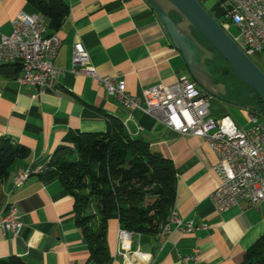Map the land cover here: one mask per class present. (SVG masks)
<instances>
[{"label":"crops","instance_id":"0c3cea01","mask_svg":"<svg viewBox=\"0 0 264 264\" xmlns=\"http://www.w3.org/2000/svg\"><path fill=\"white\" fill-rule=\"evenodd\" d=\"M65 1L68 14L61 25L52 31L45 27V36L54 33L61 39L55 64L64 73L54 90L33 98L36 88L15 80L18 65L0 64V137L28 149V155L17 159L0 183V221L4 206L13 203L23 223L17 236L0 227V257L17 256L27 264H86L89 251L75 222L73 197L46 163L59 146H72L70 137L105 131L108 119L114 117L130 137L144 139L152 150L172 161L176 174L172 211L191 220L196 228L183 233L169 222L167 234H133L130 241L119 245L118 221L111 218L106 264H241L247 249L264 235V201L257 206L240 201L218 213L210 200L218 183L213 169L217 157L202 138L181 134L140 108L125 107L95 79L71 71L73 44L80 41L95 71L121 76L132 96L183 75L191 78L155 11L146 0ZM213 8L221 14L220 2L215 0L208 11ZM19 11L37 10L28 0H0V38L10 33L11 21ZM209 101L213 117L227 114L239 126L250 125V108L247 112L238 109L246 118L245 126L225 98L210 96ZM38 167L21 185L13 184L18 168ZM121 251L127 252L125 257Z\"/></svg>","mask_w":264,"mask_h":264},{"label":"built area","instance_id":"2783aa9c","mask_svg":"<svg viewBox=\"0 0 264 264\" xmlns=\"http://www.w3.org/2000/svg\"><path fill=\"white\" fill-rule=\"evenodd\" d=\"M223 20L217 22L227 33L230 22L236 27L233 41L249 57L264 53V0H223ZM45 17L36 11H19L11 21V31L0 38V64H17L19 73L15 80L20 85L36 88L37 95L54 90L64 69L55 64L61 39L54 33L45 36ZM229 34V33H228ZM71 71L95 79L109 94L127 108H140L160 118L169 128L202 138L215 153L213 167L218 183L210 194L214 209L220 213L231 206L246 201L257 206L264 201V114L249 113L248 127L239 126L230 115L213 117L210 96L197 83L183 75L170 84H154L144 88L140 96L125 90L121 76L100 75L92 67L89 53L80 41L73 44ZM143 104V105H142ZM38 168H18L13 184L26 181ZM173 226L183 233L192 232L191 220L185 221L174 214ZM0 227L12 235H19L23 223L13 203L4 206ZM200 227L207 228V224ZM171 227L160 225L156 236L170 232ZM133 233L118 229L119 245L131 240ZM196 251V250H195ZM127 252H119L126 256Z\"/></svg>","mask_w":264,"mask_h":264},{"label":"trees","instance_id":"16d2710c","mask_svg":"<svg viewBox=\"0 0 264 264\" xmlns=\"http://www.w3.org/2000/svg\"><path fill=\"white\" fill-rule=\"evenodd\" d=\"M28 1L43 13L45 27L50 31L57 29L68 14L65 0ZM171 16L179 20L175 12ZM192 31L215 57L218 52L211 44L199 32ZM258 102L250 112L264 114V102L257 97ZM69 142L72 146H59L46 165L73 197L75 222L89 251L86 264L109 261L106 235L111 218L117 219L119 228L137 235L156 236L160 225L168 224L176 197L175 167L169 158L152 150L144 139L130 137L114 117L108 119L105 131L79 132ZM27 155L24 145L0 137V183L16 160ZM249 261L264 264V235L247 249L241 264ZM0 264L27 263L10 256L0 257Z\"/></svg>","mask_w":264,"mask_h":264},{"label":"water","instance_id":"95a60500","mask_svg":"<svg viewBox=\"0 0 264 264\" xmlns=\"http://www.w3.org/2000/svg\"><path fill=\"white\" fill-rule=\"evenodd\" d=\"M146 1L155 11L172 44L181 53L190 77L198 86L210 96L221 99L224 85L216 84L214 80L232 72L238 80L249 87L252 99L259 97L264 102V73L199 0ZM171 12H175L179 20L173 19ZM192 29L199 32L229 66H221L218 74H212L208 69L207 61L213 60L214 52L201 43ZM248 264H251V261Z\"/></svg>","mask_w":264,"mask_h":264},{"label":"rangeland","instance_id":"374dc122","mask_svg":"<svg viewBox=\"0 0 264 264\" xmlns=\"http://www.w3.org/2000/svg\"><path fill=\"white\" fill-rule=\"evenodd\" d=\"M201 2H202V5L208 10L209 7L214 4L215 0H201ZM209 13L217 22H220L223 20V17L221 16V14L217 15L215 13V8L209 11ZM228 33L229 35L236 34V27L234 26V23L232 22H230V29ZM250 58L264 73V53L256 52ZM207 64L209 66V69L214 72H218L221 66H229L227 61L224 58H222L218 53H216L214 59L211 60L210 62H207ZM226 78H229L228 92L225 94L224 98L225 100L229 102L230 106L234 108L235 115L238 117V119L243 123V125L246 126L247 125L246 118L243 114L239 113L238 109L244 110L245 112H247V109H249L247 107L252 106V105L256 106L257 101H255L254 99L250 97V94H249L250 89L246 84L234 78L230 73L226 75L225 80ZM252 109L253 107L250 108V110Z\"/></svg>","mask_w":264,"mask_h":264},{"label":"flooded vegetation","instance_id":"af4514ba","mask_svg":"<svg viewBox=\"0 0 264 264\" xmlns=\"http://www.w3.org/2000/svg\"><path fill=\"white\" fill-rule=\"evenodd\" d=\"M207 62H210V61H207ZM207 66H208V64H207ZM221 68V67H220ZM208 69H209V66H208ZM210 70V69H209ZM220 70V69H219ZM219 70H218V72H214V71H212V70H210V72L212 73V74H218L219 73ZM225 77L226 76H224V78L223 77H221V76H219L217 79H215L214 80V83H216V84H223L224 85V93H223V95H222V98H224V96H225V94H226V92H227V90H228V82L225 80ZM255 101H257V97L254 99ZM260 103H257V105H259ZM256 105V106H257ZM252 107H255V105H252Z\"/></svg>","mask_w":264,"mask_h":264},{"label":"bare ground","instance_id":"6f19581e","mask_svg":"<svg viewBox=\"0 0 264 264\" xmlns=\"http://www.w3.org/2000/svg\"><path fill=\"white\" fill-rule=\"evenodd\" d=\"M259 21L260 22H264V14H259ZM207 93V92H206ZM207 95L208 96H210L208 93H207ZM16 173H17V171H16ZM24 181H21L19 184H15V186H19V185H21L22 183H23ZM174 212L172 211L171 212V215H170V217H169V222H172L173 223V220H174ZM169 222H168V224H166L164 227H169Z\"/></svg>","mask_w":264,"mask_h":264}]
</instances>
